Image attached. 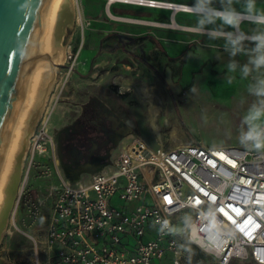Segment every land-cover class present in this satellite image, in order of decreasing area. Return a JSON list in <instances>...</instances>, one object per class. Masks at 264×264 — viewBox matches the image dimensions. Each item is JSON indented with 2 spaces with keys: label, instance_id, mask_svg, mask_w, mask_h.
Here are the masks:
<instances>
[{
  "label": "rangeland",
  "instance_id": "obj_1",
  "mask_svg": "<svg viewBox=\"0 0 264 264\" xmlns=\"http://www.w3.org/2000/svg\"><path fill=\"white\" fill-rule=\"evenodd\" d=\"M74 3L60 16L63 23L54 58L44 64L48 79L39 91L41 104L24 133L17 161L23 183L19 195L22 188L25 195L20 201L18 195L12 222L7 217L0 233V264H47L42 241L52 208V189L60 178L81 179L104 167L132 137H139L152 151L177 148L180 141L183 145L245 149L239 143L246 131L242 118L256 100L247 88L259 75L253 71L247 78L242 76L240 69L248 56L231 57L223 38L194 33L196 17L190 13L174 14L176 24L184 28L180 29L175 24L171 26L176 28L168 26L171 10L109 5L107 0ZM242 3L245 0H234L232 6L239 9ZM212 6L220 9L224 5L213 0ZM244 24L241 26L246 28ZM223 30L232 31L229 27ZM245 45L251 47L247 41ZM233 60L238 67L230 72L228 64ZM47 104L52 146L32 157L29 142L48 111ZM152 105L159 107L153 117L148 110ZM98 138L108 149L92 160L90 144ZM190 219L187 212L171 219L174 234L183 245V264H191L192 243L184 233ZM202 253L205 262L213 264L211 256ZM163 264H171L169 254ZM230 264L251 263L235 259Z\"/></svg>",
  "mask_w": 264,
  "mask_h": 264
},
{
  "label": "built area",
  "instance_id": "obj_2",
  "mask_svg": "<svg viewBox=\"0 0 264 264\" xmlns=\"http://www.w3.org/2000/svg\"><path fill=\"white\" fill-rule=\"evenodd\" d=\"M122 1L173 10L155 0ZM47 110L32 157L52 146ZM51 197L47 264H163L168 254L183 264L171 219L185 212L186 239L213 264H264V152L200 143L152 151L136 136L99 171L76 182L60 178Z\"/></svg>",
  "mask_w": 264,
  "mask_h": 264
},
{
  "label": "clouds",
  "instance_id": "obj_3",
  "mask_svg": "<svg viewBox=\"0 0 264 264\" xmlns=\"http://www.w3.org/2000/svg\"><path fill=\"white\" fill-rule=\"evenodd\" d=\"M234 0H221L224 5L217 9L213 7V0H193L191 5L186 6L187 11L196 17V24L192 28L194 33L208 35L209 38H223L225 40V50L231 57L237 54L248 56V62L240 69L244 78L255 71L259 75L254 83L249 84L247 91L256 100L249 106L246 114L242 118V123L246 127L239 137V143L248 150L264 152V9L256 7V0H245L243 11L234 8ZM219 25L212 29H207V25ZM248 21L257 27L249 35L240 30L242 22ZM229 27L232 31H224ZM247 41L251 47L245 45ZM191 55V54H189ZM238 65L233 60L228 64L230 72H235ZM232 82L231 79L228 81ZM195 91V88L192 89ZM219 223V221H218ZM169 221L163 222V228H169Z\"/></svg>",
  "mask_w": 264,
  "mask_h": 264
},
{
  "label": "water",
  "instance_id": "obj_4",
  "mask_svg": "<svg viewBox=\"0 0 264 264\" xmlns=\"http://www.w3.org/2000/svg\"><path fill=\"white\" fill-rule=\"evenodd\" d=\"M50 2L0 0V167L35 60L43 54L39 39Z\"/></svg>",
  "mask_w": 264,
  "mask_h": 264
},
{
  "label": "bare ground",
  "instance_id": "obj_5",
  "mask_svg": "<svg viewBox=\"0 0 264 264\" xmlns=\"http://www.w3.org/2000/svg\"><path fill=\"white\" fill-rule=\"evenodd\" d=\"M74 2L75 0H51L47 15L42 25L39 43L40 50L43 54L35 60L30 77L28 79L25 98L17 121L10 135L9 142L0 167V233L3 230L5 222L7 220L4 219L6 218L7 210V222H12V207L16 204V199L18 198L21 185L23 184L22 180H20L19 177L20 163L17 160L18 155L21 152L22 144L25 143V139H23V137H25L24 133L27 132V127L29 126L31 117L34 116L35 108L37 110V108L41 104V102L39 103L40 99H38L40 97L39 91L41 86L48 79L46 71L43 72V69L46 68L44 64L52 62L54 58L53 55L55 54V50L57 47V36L59 35V28L63 23V19L61 22V17H63V14H67L69 12L68 10L71 9V7L73 8V5L75 4ZM120 2L123 3L122 0ZM107 4L111 5L112 2L107 0ZM165 4H167L168 6H173V10L177 9L184 12H189L187 11L186 5H175L171 3ZM69 53L70 48L65 53V60ZM67 74L68 72H66V75ZM49 105H46V109L49 108ZM149 111L152 114L157 115L159 107H155L152 105L149 108ZM34 138H36V131L31 137V140L29 142L30 144L33 142ZM27 176L28 169H26L25 179L27 178ZM22 191L23 188L21 190V193Z\"/></svg>",
  "mask_w": 264,
  "mask_h": 264
},
{
  "label": "crops",
  "instance_id": "obj_6",
  "mask_svg": "<svg viewBox=\"0 0 264 264\" xmlns=\"http://www.w3.org/2000/svg\"><path fill=\"white\" fill-rule=\"evenodd\" d=\"M155 1H158V2H165V3H171V4H175V5H186V6H188V5H191V4H183V3H176V2H167V1H161V0H155ZM259 1V2H258ZM257 3H258V5L256 6L258 9H264V0H257ZM115 4H124V3H115ZM125 5H128V4H125ZM132 6H135V5H132ZM244 6V4L242 3L241 4V7L239 8V9H237L238 11H243V9H241L242 7ZM136 7H144V6H136ZM145 8H149V7H145ZM151 9H153V8H151ZM154 9H158V10H163V9H166V8H154ZM166 10H170V9H166ZM172 11V14H171V16H172V22H171V24H169L168 26L169 27H172L171 25H173V24H175L178 28H180V29H184V28H182L181 26H179L178 24H176V22L174 21V19H173V16H174V14H176L177 13V11H181V10H171ZM181 12H184V11H181ZM185 13H189V12H185ZM191 14V13H190ZM193 15V14H192ZM119 17V16H118ZM120 18H124V17H120ZM125 19H128V20H134V21H137L138 23H142V22H145V23H143V24H149V22H147V21H142V20H136V19H131V18H125ZM243 23H245L244 25H246V28L243 26H241V25H243ZM249 24H251V23H249L248 21H244V22H242L241 23V25H240V30H242L243 32H245V33H247V34H251L252 32H253V27L255 28V25L254 26H252V25H249ZM257 27V26H256ZM172 28H176V27H172ZM186 30H189V29H186ZM151 107V106H150ZM149 110V109H148ZM149 113L151 114V116L153 117V116H155L154 114H152L150 111H149ZM151 121H153V120H151ZM189 144H191V143H189ZM183 145V142L182 141H180L178 144H176V146L178 147V146H182ZM186 145V144H185Z\"/></svg>",
  "mask_w": 264,
  "mask_h": 264
},
{
  "label": "flooded vegetation",
  "instance_id": "obj_7",
  "mask_svg": "<svg viewBox=\"0 0 264 264\" xmlns=\"http://www.w3.org/2000/svg\"><path fill=\"white\" fill-rule=\"evenodd\" d=\"M97 143V147L95 146V144ZM91 146L90 147H92L90 150H91V158L90 159H92V160H94V159H97L98 158V156L100 155V156H102V153L104 152V151H106L107 149H108V144L102 139V138H98L97 140H95V141H91V144H90ZM89 147V148H90ZM88 148H86L84 151H83V153H85V151L87 150ZM83 159V158H82ZM89 159V160H90ZM89 160H85V162L86 161H89Z\"/></svg>",
  "mask_w": 264,
  "mask_h": 264
},
{
  "label": "trees",
  "instance_id": "obj_8",
  "mask_svg": "<svg viewBox=\"0 0 264 264\" xmlns=\"http://www.w3.org/2000/svg\"><path fill=\"white\" fill-rule=\"evenodd\" d=\"M190 257L191 264H207L204 260L202 251L194 244H192V252Z\"/></svg>",
  "mask_w": 264,
  "mask_h": 264
},
{
  "label": "snow or ice",
  "instance_id": "obj_9",
  "mask_svg": "<svg viewBox=\"0 0 264 264\" xmlns=\"http://www.w3.org/2000/svg\"><path fill=\"white\" fill-rule=\"evenodd\" d=\"M166 200H169V202L171 201V198L170 197H165Z\"/></svg>",
  "mask_w": 264,
  "mask_h": 264
}]
</instances>
